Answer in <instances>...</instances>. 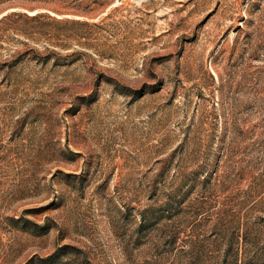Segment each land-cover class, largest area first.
Returning a JSON list of instances; mask_svg holds the SVG:
<instances>
[{
    "label": "rangeland",
    "instance_id": "obj_1",
    "mask_svg": "<svg viewBox=\"0 0 264 264\" xmlns=\"http://www.w3.org/2000/svg\"><path fill=\"white\" fill-rule=\"evenodd\" d=\"M93 7L0 0L90 24L0 23V264H264V0Z\"/></svg>",
    "mask_w": 264,
    "mask_h": 264
},
{
    "label": "trees",
    "instance_id": "obj_2",
    "mask_svg": "<svg viewBox=\"0 0 264 264\" xmlns=\"http://www.w3.org/2000/svg\"><path fill=\"white\" fill-rule=\"evenodd\" d=\"M39 2H48L49 0H34ZM59 4V9L55 10L54 12L57 13H69L72 15L77 16H84L88 17L93 10H95V7H93V3L95 4V0H56ZM12 16H22L28 21H36L38 19H46L47 23H55L58 25V32L56 33L57 40H72L75 36H77L76 29H72L71 27H66V25L74 26V25H80V26H89L90 24L87 21H78V19H69V18H59L56 19L53 16L48 15L47 13H34L32 15H26L25 13H17L15 11H11L7 14H4L0 17V23L4 19H8ZM44 25V24H42ZM10 29L16 30L14 27L9 26ZM31 34V33H30ZM32 34H36L40 37L42 36H48L49 33H41V31H33ZM86 46V44H85ZM69 50L68 46L57 42L52 45V48L49 49L47 47H44V51L42 53H39L32 49H26L22 51L21 53H18L15 57L18 59V57H26L27 61H33L37 65L40 66V68H43L48 59L54 57V59L51 62L50 71H54L56 68L63 67V66H69L73 63V61H68L67 63H59L58 59H66L67 57L73 55V51L64 52ZM14 59V60H16ZM18 62V61H17ZM52 86V85H51ZM53 88V87H51ZM59 90H65V85H59L56 87ZM234 260L236 261V256H234Z\"/></svg>",
    "mask_w": 264,
    "mask_h": 264
}]
</instances>
